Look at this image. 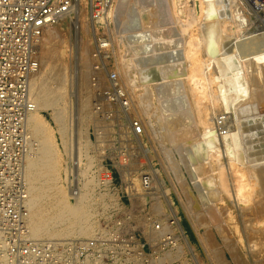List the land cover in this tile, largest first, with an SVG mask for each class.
<instances>
[{"label":"bare ground","instance_id":"bare-ground-1","mask_svg":"<svg viewBox=\"0 0 264 264\" xmlns=\"http://www.w3.org/2000/svg\"><path fill=\"white\" fill-rule=\"evenodd\" d=\"M70 3L72 10L46 24L33 42L36 66L25 82L26 105L22 116L14 115L21 128L11 125L23 135L18 237L32 243L30 260L48 264L47 246L51 264H199L179 209L195 229L204 227L206 243L216 244L215 227L228 251L237 242L253 247L250 256L261 253L264 35L255 24L264 17L242 13L244 0H108L104 10L89 0ZM72 14L67 33L52 28ZM67 38L74 44L69 49ZM47 111L54 128L41 115ZM114 156L120 177L132 183L124 188L131 212L108 218L105 212L120 209L101 162ZM155 161L172 174L184 202L173 185H164ZM103 221L113 229L101 227ZM129 226L152 254H114L110 237L129 234ZM3 236L0 264H13ZM92 239L99 251L80 258L72 241Z\"/></svg>","mask_w":264,"mask_h":264},{"label":"built area","instance_id":"built-area-1","mask_svg":"<svg viewBox=\"0 0 264 264\" xmlns=\"http://www.w3.org/2000/svg\"><path fill=\"white\" fill-rule=\"evenodd\" d=\"M70 1L0 0V233L4 234L2 241L13 264H37L40 262V257L37 260H30L33 254L32 252L29 253V246L32 243L18 237L23 231L18 221V212L21 211L19 197L24 196L18 175V160L23 135L22 130L19 129L21 124L15 122L14 115L22 116L24 105H26L25 82L28 74L32 71V67L35 68L36 66L33 62V42L41 35L46 24L72 10ZM244 2L255 5L261 13H264L261 11L264 0H244ZM89 5L94 10H104L107 8L108 0H89ZM12 108L16 109L14 113ZM12 124L19 127L18 135L11 131ZM136 130L138 131L137 128ZM5 142H9L10 147L9 145L5 146ZM145 178L142 177L141 181L146 182ZM122 197L129 199L128 194L124 192ZM116 226H121V221L117 220ZM101 227L107 230L113 229V223L103 221ZM130 229L129 234L121 235L115 232L110 239L108 238L110 248H114V254L116 255L118 251L127 255L132 253L152 254L154 249L151 245L147 244L135 232H132L131 227ZM72 243L79 257L84 258L91 257L92 251L96 250L99 242L92 239L72 241ZM82 244H85V247H79ZM46 248L44 260L51 264L52 260L49 259L48 247L46 246ZM125 258L126 256L122 254L119 260Z\"/></svg>","mask_w":264,"mask_h":264},{"label":"rangeland","instance_id":"rangeland-1","mask_svg":"<svg viewBox=\"0 0 264 264\" xmlns=\"http://www.w3.org/2000/svg\"><path fill=\"white\" fill-rule=\"evenodd\" d=\"M244 6L246 7V8H244V7H241L242 8V10H241V12L243 13L244 12V14L246 13V14H250V16H255V14L257 13V15H260V17H264V13H259V9H257L256 7H255V5H251V4H248L247 5V3H244ZM254 6V7H253ZM246 9V10H245ZM257 9V10H256ZM248 12V13H247ZM253 12L255 13V14H253ZM75 15L74 14H72V15H70V17L69 18H67L66 19V21L67 22H65V23H63V24H61V25H59V27H58V25H55L54 27H52V28H54V29H56V30H59L60 31V33H67V24L68 23H70V21H71V18H73ZM259 17H257V23L255 24V25H261L260 27H259V30H258V33H259V35L260 36H263L264 35V24H261V22L262 23H264L263 22V20H261V19H258ZM259 20H261V22L259 21ZM83 21L84 22H88L89 23V16H88V14H87V7H86V12H85V14H84V17H83ZM100 26H96V28H97V31H98V33L100 32V33H104V28L103 29H101V28H99ZM64 37H65V35H64ZM88 39H89V42H90V49H91V46H92V38H91V36H90V32H89V37H88ZM58 41V42H57ZM56 42L57 43H59L60 42V40H56ZM72 43H73V41H71L69 38H67L66 39V45H68L67 47V49H69V48H71L73 45H72ZM87 54V53H86ZM91 100H92V98H91ZM41 115L43 116V118H44V120L46 121V123L48 124V126L50 127V128H54V125H53V123H52V121H51V117H50V114H49V111H47V112H42L41 113ZM90 139L93 141L94 140V137H93V131H92V128L90 127ZM114 140H115V138H114ZM58 142H59V140H58ZM155 151V150H154ZM91 154V153H90ZM105 154H107V151L105 152ZM141 154V153H140ZM174 155H175V158L179 161V158H178V155L174 152ZM158 157L160 158V155H159V153H158ZM111 160V161H110ZM107 159V160H105V159H103V161L101 162V163H103V167L107 170V171H110V173H111V179H113V181H112V183H113V187H111L112 188V190H115L116 192L114 193L116 196H117V201H118V203H116V205L118 206L119 205V209L120 210H118V212H112L111 210L110 211H108V212H105V214H103V217H108V218H111V217H120V216H122L121 214V211H125V213H126V211H130V208H131V206H130V203H131V201H130V199H127L126 197H122L123 196V192H124V188H125V186L126 185H128V182L129 183H131L130 181H126L125 182V180H122V178L120 177V174H119V171H118V169H117V167H116V165H114V161H117L118 160V158H117V156L115 157H113L112 159ZM139 160H140V162H143V166H141V168H142V172L144 171V174L145 173H148L149 171H150V169H149V167H147L146 166V164H144L145 163V159H141V157H140V159H138V163H139ZM162 162V161H161ZM160 161H158V163H157V161H155L154 162V168L155 169H158V172L160 173L162 170H160V169H163V168H165V167H163L164 165H163V163H161ZM159 163H161V164H159ZM160 166H159V165ZM161 165H163L162 167L163 168H161ZM138 167H139V164H138ZM183 171V170H182ZM163 172H165V169L161 172V174H160V177H162V179H163V183H164V185H166V187L167 188H170L172 185L175 187V190L177 191V195H179L180 196V198H181V200H183V202H184V199H183V196L180 194V191H179V189H178V186H177V184H176V182H175V180L173 179V177H172V174L171 173H166V174H164ZM143 174V173H142ZM164 174V175H163ZM166 175V176H165ZM167 176H169L168 178H167ZM184 176H185V178H186V175L184 174ZM159 183V182H158ZM132 184V183H131ZM170 185V186H169ZM157 186H159L160 187V185L158 184ZM157 191H159V188L157 187ZM172 192V191H171ZM181 193H182V191H181ZM170 196V198H172V203H173V205H175V206H178V199H177V197L175 196V194H173V195H169ZM147 200H149V199H147ZM147 200H146V202H147ZM149 203L150 202H148L147 204L148 205H146V203L144 204V205H142V209L144 210V208L146 209V210H149ZM139 207H141V206H139ZM118 208H114V209H118ZM146 210H144V211H146ZM139 211V210H138ZM144 211H142L141 213H140V215L141 216H145L146 214H145V212ZM231 211L233 212V217H235V218H237V217H239V218H237V220L239 219V220H241L240 218H241V216L238 214V213H236V212H238L236 209H233V207L231 208ZM131 212V211H130ZM124 213V214H125ZM128 213V212H127ZM127 213H126V215H127ZM236 213V214H235ZM138 214V213H137ZM137 214H136V216H137ZM177 214H178V218H179V220H181V223H182V226H183V229H184V232H185V235H186V238L189 240V242L191 243V245H192V247H193V252L194 253H196V255H197V257H198V259L200 260V263L199 264H239V262H240V264H264V250L261 252V253H258V254H256V256H250L251 254H250V248H251V250L253 249V247H249V245H247V244H243V245H240L239 243H237V242H235L234 243V245H233V247L234 248H232V250L231 251H228L227 249H226V247L224 246V244H221V242H222V238L223 237H221L220 238V235H219V233L217 232V229L215 230V227L213 228H211L210 230H211V232H212V234H213V236H214V238H215V242H216V244L215 243H213V242H211V243H206L207 242V240H206V234H205V229H204V227H200L199 228V225L198 226H196V227H198V229L196 228L195 229V227L193 226V224H192V222H191V220H188L184 215H183V213H182V211L179 209L178 211H177ZM237 214H238V216H237ZM126 215H124L123 217L125 218L126 217ZM103 217H99V219H98V222H97V224L99 225V222L101 221V220H103ZM137 217H139V216H137ZM154 217H151V219H153ZM97 224H96V226H97ZM194 229V230H193ZM196 230V231H195ZM196 234H198L197 236H196ZM137 235L139 236V237H142V235L141 234H138L137 233ZM218 235V236H217ZM231 235H234V234H231ZM203 237V238H202ZM205 237V238H204ZM143 238V237H142ZM201 240H200V239ZM225 238V237H224ZM203 239L204 240H206L205 241V245H202L203 244ZM226 239V238H225ZM221 240V241H220ZM202 243V244H201ZM213 243V244H212ZM222 243H224V242H222ZM222 245V246H221ZM233 250H235V252H233ZM185 251V250H184ZM228 252H229V254H228ZM238 253V256H234V253ZM214 253L216 254V255H218L217 257H215V255H214ZM232 253V254H231ZM159 255V254H158ZM162 255V254H161ZM161 255H159V257L161 256ZM261 259H260V258ZM209 258H210V260H209ZM250 258H252V259H250ZM257 260V261H256ZM181 261H183V258L181 259ZM262 262V263H261ZM165 264H167V263H165ZM173 264H175V263H173ZM191 264V263H190Z\"/></svg>","mask_w":264,"mask_h":264}]
</instances>
